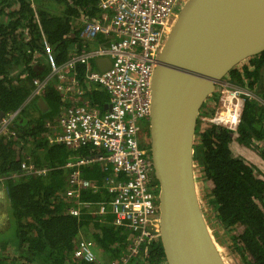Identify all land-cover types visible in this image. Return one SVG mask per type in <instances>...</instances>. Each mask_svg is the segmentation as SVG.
Returning <instances> with one entry per match:
<instances>
[{
  "label": "trees",
  "instance_id": "trees-1",
  "mask_svg": "<svg viewBox=\"0 0 264 264\" xmlns=\"http://www.w3.org/2000/svg\"><path fill=\"white\" fill-rule=\"evenodd\" d=\"M98 1L0 0V112L6 115L22 107L33 81L49 73V52L57 64H63L71 55L90 49L91 44L80 37L81 19L100 16ZM84 69L78 65L74 79L85 99L103 113L108 96L85 82ZM228 80L264 102V51L231 70ZM56 84L53 80L41 95L47 109L38 107L40 98L31 101L12 122L11 134L0 137V176L7 177L9 209L18 239V254L10 256L7 245L0 247V264H94L73 257L76 241L82 238L92 241L100 264H109L130 246L133 232L114 227L111 215L100 222L101 217L86 208L79 217L67 214L70 204L64 192L70 171L65 165L103 153L89 147L72 150L63 144H48L47 135L53 131L47 123L53 124L70 105ZM213 110L201 112L212 114ZM235 129L210 125L199 132L196 128L193 161L213 223L205 219L215 240L227 238V249L240 264H264V105L246 100ZM249 153L261 160L258 167ZM21 162L48 171L43 176H23ZM80 170L81 178L98 190L82 191L79 200H109L104 183L114 177L111 166L92 163ZM14 174L19 176L10 178ZM137 256L129 264H167L159 235L143 243Z\"/></svg>",
  "mask_w": 264,
  "mask_h": 264
},
{
  "label": "built area",
  "instance_id": "built-area-1",
  "mask_svg": "<svg viewBox=\"0 0 264 264\" xmlns=\"http://www.w3.org/2000/svg\"><path fill=\"white\" fill-rule=\"evenodd\" d=\"M179 1L99 0L100 16L81 19L80 37L90 44L99 41L100 44L71 55L63 64H57L49 52L48 75L33 81L32 91L22 105L41 98L53 80L57 81L54 86L65 99L75 97L74 102L68 100L70 105L61 110L53 124L47 123L53 131L48 139L50 144H63L72 150L89 147L103 153L65 165L70 172L64 197L70 204L68 216L79 217L81 209L86 208L101 217L100 222L111 215L114 227L133 232L127 252L109 264H129L138 257L143 243L159 235L158 185H155L152 160L144 143L148 144L145 140L148 126L143 123H149L151 75L157 53ZM103 58L109 59L110 67L101 71L96 61ZM78 65L85 67V82L107 94L103 113L85 99L83 89L77 85L74 75ZM219 86L214 113L202 114L199 123L235 132L246 100L264 105L259 96L232 82L225 81ZM22 107L0 119V137L10 133L9 127ZM92 163L110 165L114 177L124 178L111 177L105 181L104 188L110 196L107 201L79 200L82 191L98 190L81 178L80 168ZM20 168L23 176H43L48 171L25 162H21ZM4 195L8 198L6 186ZM76 242L73 257L100 264L92 241L82 238Z\"/></svg>",
  "mask_w": 264,
  "mask_h": 264
},
{
  "label": "water",
  "instance_id": "water-1",
  "mask_svg": "<svg viewBox=\"0 0 264 264\" xmlns=\"http://www.w3.org/2000/svg\"><path fill=\"white\" fill-rule=\"evenodd\" d=\"M262 51L264 0L176 4L151 75L148 126L159 238L167 264H226L202 211L193 161L195 133L197 127L202 132L210 126L198 119L215 86ZM96 64L101 71L110 67L105 58ZM37 105L47 109L41 98Z\"/></svg>",
  "mask_w": 264,
  "mask_h": 264
},
{
  "label": "rangeland",
  "instance_id": "rangeland-1",
  "mask_svg": "<svg viewBox=\"0 0 264 264\" xmlns=\"http://www.w3.org/2000/svg\"><path fill=\"white\" fill-rule=\"evenodd\" d=\"M184 5L183 3L180 4V6ZM172 24L174 23V21L171 22ZM227 82L229 81L228 79H224L222 80L219 84L223 83V82ZM230 82V81H229ZM216 85L215 88H214V91L212 93V95L207 99L206 103L210 105L211 109H214L213 110V113L215 111V106H216V102L215 100L212 98V96H215V99L218 97V93H219V90H220V86ZM212 113V114H213ZM203 115H212L210 113H202ZM56 121V120H55ZM144 126H149V123H143ZM196 138V137H195ZM147 139V141L149 140V137H146L145 140ZM145 143V147L150 150L149 148V144H146ZM143 145V142L140 141V146ZM237 149H241L244 151V149L242 147L238 148ZM234 154H237L236 151H233ZM240 154V153H239ZM254 154V153H253ZM253 154H250V156L252 157V159H254V156ZM256 155V154H254ZM196 174H197V179L199 180V174L197 173L196 171ZM199 186V193H200V198H201V206H202V211L205 215V218H207V221L213 223V219L211 217H208L207 213L209 211H211L210 207L207 206V204L205 203L203 197L205 195V190H204V187L200 184H198ZM12 220H10V225L5 228L4 230L0 231V247L2 245H7V247L9 249H15L17 248V243H18V239H17V235H16V226H15V222H14V219L13 217L11 216ZM211 230V229H210ZM212 233V231H211ZM221 236V234H218ZM214 237V236H213ZM215 240V238H214ZM220 241H221V244H220ZM227 238L226 237H220L218 236L217 240H215V242L217 243V246H218V249L220 251V254L221 256L223 257L224 261L226 262V264H240L239 260L233 255L231 254L228 249H227ZM9 249H7L6 251H8ZM95 250V249H94ZM15 254H18V251L16 252H12L10 254V256L12 255H15Z\"/></svg>",
  "mask_w": 264,
  "mask_h": 264
},
{
  "label": "crops",
  "instance_id": "crops-1",
  "mask_svg": "<svg viewBox=\"0 0 264 264\" xmlns=\"http://www.w3.org/2000/svg\"><path fill=\"white\" fill-rule=\"evenodd\" d=\"M92 19H95V18H92ZM92 19H90V20H92ZM98 44H100V41L97 42V43L91 44L89 48H93V47L95 48ZM74 99H75V97H70L68 100H71L72 102H74L73 101ZM49 137H50V135H48V137L46 139L48 141V144L50 145L49 139H48ZM17 147H15L16 148V151L19 152V150L17 149ZM25 152H26V150L23 149L22 150V153H25ZM240 155L242 157L247 158V156H245L243 152H241ZM254 162H257V161H254ZM258 164L259 163L257 162V165ZM13 176L14 175H11L10 178H15ZM6 179H7V177L0 176V231H2L5 228H7L10 225V220H12V218H11L12 214H11L10 209H9L8 198H6L5 195H4V186H5ZM10 251L16 252V249H11Z\"/></svg>",
  "mask_w": 264,
  "mask_h": 264
},
{
  "label": "flooded vegetation",
  "instance_id": "flooded-vegetation-1",
  "mask_svg": "<svg viewBox=\"0 0 264 264\" xmlns=\"http://www.w3.org/2000/svg\"><path fill=\"white\" fill-rule=\"evenodd\" d=\"M212 98L215 100V102H216V100H217V98L215 99V96H212ZM203 110H210L211 109V107H210V105L209 104H205L204 106H203V108H202Z\"/></svg>",
  "mask_w": 264,
  "mask_h": 264
}]
</instances>
